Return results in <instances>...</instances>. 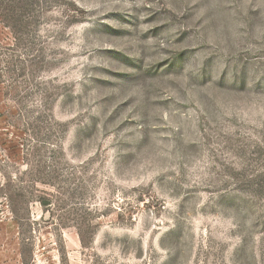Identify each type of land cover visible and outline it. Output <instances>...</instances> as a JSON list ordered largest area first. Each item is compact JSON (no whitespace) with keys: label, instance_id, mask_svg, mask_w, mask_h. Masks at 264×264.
<instances>
[{"label":"rangeland","instance_id":"1","mask_svg":"<svg viewBox=\"0 0 264 264\" xmlns=\"http://www.w3.org/2000/svg\"><path fill=\"white\" fill-rule=\"evenodd\" d=\"M0 264H264V0H0Z\"/></svg>","mask_w":264,"mask_h":264}]
</instances>
